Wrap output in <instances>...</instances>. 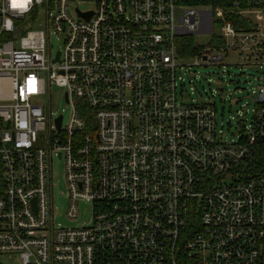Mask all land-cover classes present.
<instances>
[{
	"label": "built area",
	"instance_id": "2783aa9c",
	"mask_svg": "<svg viewBox=\"0 0 264 264\" xmlns=\"http://www.w3.org/2000/svg\"><path fill=\"white\" fill-rule=\"evenodd\" d=\"M40 6L46 30H32ZM259 11L264 0H31L23 12L0 0V258L264 264V70L235 141L211 102L178 98L176 76L193 34L210 37L192 47L202 61L235 54L264 68V18L249 19ZM51 28L64 37L58 60ZM51 84L71 107L59 127Z\"/></svg>",
	"mask_w": 264,
	"mask_h": 264
},
{
	"label": "rangeland",
	"instance_id": "374dc122",
	"mask_svg": "<svg viewBox=\"0 0 264 264\" xmlns=\"http://www.w3.org/2000/svg\"><path fill=\"white\" fill-rule=\"evenodd\" d=\"M56 1V0H54ZM92 4L89 2L80 3V8H88ZM264 18L262 11L257 15L250 16L251 21L257 22ZM47 18L45 7H38V12H34V19L30 22L32 30H46ZM50 51L52 55L63 46V35L49 30ZM209 35L193 34L186 35L183 39L190 40L192 48L195 43H209ZM193 49V48H192ZM185 57H177V95L185 101L211 102L216 109L215 121L216 130H221L222 138L226 141H235L243 133L242 125L248 124L253 116L255 106V95L252 90L256 88L258 77L264 68L253 65H242L240 59L235 55H228L221 64L202 61L194 55V50ZM189 52V53H190ZM198 61L197 64L195 62ZM49 102L47 96L45 103L53 117L63 115V124H67L71 116V107L65 101L64 89L51 84L48 89ZM250 160H254L252 156ZM52 190L55 213L61 211L62 205L59 197L66 193V183L63 172V163L54 156L52 161ZM92 215V208L86 210L84 220L88 221ZM2 264H11L14 259L1 257Z\"/></svg>",
	"mask_w": 264,
	"mask_h": 264
},
{
	"label": "clouds",
	"instance_id": "9594fccd",
	"mask_svg": "<svg viewBox=\"0 0 264 264\" xmlns=\"http://www.w3.org/2000/svg\"><path fill=\"white\" fill-rule=\"evenodd\" d=\"M31 3V0H11V7L13 9H19L22 12L28 10V5ZM7 27L11 28V22H7Z\"/></svg>",
	"mask_w": 264,
	"mask_h": 264
},
{
	"label": "trees",
	"instance_id": "16d2710c",
	"mask_svg": "<svg viewBox=\"0 0 264 264\" xmlns=\"http://www.w3.org/2000/svg\"><path fill=\"white\" fill-rule=\"evenodd\" d=\"M183 43H184V49H183V51H182V49H180V55H181V57H185V56L191 54L192 52H190V51L193 50L190 47V45H191L190 40H185Z\"/></svg>",
	"mask_w": 264,
	"mask_h": 264
},
{
	"label": "water",
	"instance_id": "95a60500",
	"mask_svg": "<svg viewBox=\"0 0 264 264\" xmlns=\"http://www.w3.org/2000/svg\"><path fill=\"white\" fill-rule=\"evenodd\" d=\"M88 18V17H87ZM58 56H59V53L57 52L56 53V57H55V60H58ZM66 95H65V101H66ZM60 123H61V115L58 116V118L56 119V125L57 127L60 126ZM60 200L63 202V204H65V200L63 198H60ZM83 207V205H82ZM58 220H60L61 222L65 223L66 224V221L64 220L63 217H59Z\"/></svg>",
	"mask_w": 264,
	"mask_h": 264
}]
</instances>
